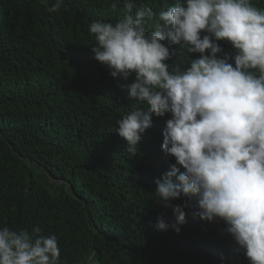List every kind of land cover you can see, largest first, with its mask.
Segmentation results:
<instances>
[{
	"label": "trees",
	"instance_id": "obj_1",
	"mask_svg": "<svg viewBox=\"0 0 264 264\" xmlns=\"http://www.w3.org/2000/svg\"><path fill=\"white\" fill-rule=\"evenodd\" d=\"M54 2L0 0V227L55 235L61 264H249L221 220L184 209L178 234L156 227L158 218L175 223L154 195L175 163L161 150L170 114L153 116L136 154L128 151L116 121L146 105L127 95L134 76L111 77L90 49L88 25L118 21L124 0H64L55 12ZM134 2L159 13L175 0ZM163 43L170 65L198 56Z\"/></svg>",
	"mask_w": 264,
	"mask_h": 264
},
{
	"label": "clouds",
	"instance_id": "obj_2",
	"mask_svg": "<svg viewBox=\"0 0 264 264\" xmlns=\"http://www.w3.org/2000/svg\"><path fill=\"white\" fill-rule=\"evenodd\" d=\"M124 9L115 23L88 25L90 49L111 77L134 76L127 95L146 105L116 121L128 151L136 154L153 116L170 114L161 150L175 163L155 181L154 195L175 223L158 218L157 229L178 234L189 209L201 220L223 221L249 264H264V8L252 0H175L153 13L124 0ZM165 40L198 56L186 67L170 65ZM181 194L182 204L170 203ZM60 254L57 237L38 226L0 227V264H61Z\"/></svg>",
	"mask_w": 264,
	"mask_h": 264
}]
</instances>
